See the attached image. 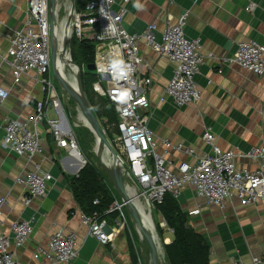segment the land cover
I'll return each mask as SVG.
<instances>
[{
    "label": "crops",
    "instance_id": "crops-1",
    "mask_svg": "<svg viewBox=\"0 0 264 264\" xmlns=\"http://www.w3.org/2000/svg\"><path fill=\"white\" fill-rule=\"evenodd\" d=\"M250 4H255L253 10H247ZM121 8L125 9L123 26L129 32L142 33L149 24L156 23L158 41H161L162 30L167 24L188 13L186 36L199 39L203 54L213 56L201 64L194 77L201 99L180 107L165 95L174 64L144 42L139 44L142 75L151 78L150 106L145 113L149 129L159 141L182 143L194 151L189 156L168 150L167 164L176 170L182 162L194 163L201 154L212 153V147L203 138L208 130L224 150L245 153L264 143V75L257 76L227 61L241 41L252 39L264 44V0H114L112 9L118 11ZM26 10L25 0H0V84L10 90L8 99L0 101V198L5 199L1 230L9 233L13 222L34 218L33 235L22 247L11 244L10 250L18 264H34L33 252L39 246H45L55 231L62 230L66 234H75L80 245L79 256L73 264H138L139 261L154 264L152 256L148 262L145 244L136 241L126 227L118 228L109 244H102L89 234V227L82 222L83 211L70 188V178L83 169V151L80 149L82 159L59 148L46 121L39 126L42 152L31 161L2 146L7 118H27L34 114L37 101L48 95L34 71L24 74L21 81L15 83L10 66L3 61L9 36L23 27ZM161 96L165 98L163 102ZM59 103L57 108L47 109L49 118L60 120L64 129L73 130L75 134L76 127L93 133L80 117L83 115L81 107H77L74 116L68 102L59 99ZM111 125L102 127L105 135L110 133ZM114 126L116 128V124ZM78 136L79 144L83 145L82 136ZM159 149L165 151L162 146ZM33 162L39 163L53 178L47 196L43 200L35 199L27 206L23 203V188L15 180L32 169ZM236 162L240 169L257 167L255 161L244 156L237 157ZM121 170L125 174L122 167ZM108 175L117 189L112 175ZM176 199L187 214L188 225L206 241L208 264L248 261L252 256L264 253V201L244 205L235 198L220 208L198 199L189 187ZM196 208H200V213L193 214ZM109 224L113 226L114 221ZM167 228L164 243L174 240L173 230ZM166 261L169 264L167 257Z\"/></svg>",
    "mask_w": 264,
    "mask_h": 264
},
{
    "label": "built area",
    "instance_id": "built-area-1",
    "mask_svg": "<svg viewBox=\"0 0 264 264\" xmlns=\"http://www.w3.org/2000/svg\"><path fill=\"white\" fill-rule=\"evenodd\" d=\"M25 2L27 10L23 27L9 36V47L3 61L10 66L15 83H19L24 74L34 71L48 95L44 100L37 101L34 114L27 118H7L2 146L31 161L42 152L39 126L46 121L56 145L82 158L75 132L64 129L60 120L47 116V109H55L60 104L51 81L52 49L56 47L52 22L56 28L58 8L55 3L53 13L50 0ZM113 2L87 0L81 11L72 7L70 37L76 36L79 41L85 40L94 47L93 63L98 79L92 88L115 106L119 165L128 178L140 187V196L146 204L155 207L163 202L167 193L177 198L187 187L192 188L197 198L204 203L220 208L235 198L244 205L264 201V143L253 146L245 153L235 149L224 150L217 144L216 136L208 130L203 138L212 147V153L201 154L194 163L182 162L176 170L167 164L168 150L189 156L194 151L182 143L159 141L149 129L145 113L150 106L148 89L151 78L142 75L143 58L139 53V44L144 42L174 64L173 76L166 85L165 95L180 107L201 99L194 77L201 64L213 56L203 54L199 39L186 36L188 13H183L176 22L167 24L162 30L161 41H158L156 23L149 24L142 33H131L123 26L125 9L114 11ZM254 7L255 4H250L247 10H253ZM227 61L263 76L264 44L252 39L241 41ZM9 95L10 90L0 84V101H6ZM164 100L161 96L160 101ZM161 146L164 152L160 151ZM239 156L255 161L257 167L240 169L236 162ZM85 164L86 160L83 159ZM52 178L39 163L33 162L32 169L15 180L23 188V203L29 206L35 199L43 200L48 194ZM4 202L5 199L0 198V264H18L10 246H24L34 233V218L17 220L11 224L9 233L3 232ZM98 202L95 200V203ZM122 202L115 201L107 210L108 213L116 214L113 226L107 219H101L98 213L89 216L82 214V222L89 227V234L102 244H109L117 229L126 227V217L120 208L127 206V203L124 200ZM192 213H200V208ZM164 225L165 221L162 222ZM79 251L80 245L75 234L57 230L45 246H39L33 252L32 257L34 264H73ZM227 264H264V253L254 255L248 261L232 260Z\"/></svg>",
    "mask_w": 264,
    "mask_h": 264
},
{
    "label": "trees",
    "instance_id": "trees-1",
    "mask_svg": "<svg viewBox=\"0 0 264 264\" xmlns=\"http://www.w3.org/2000/svg\"><path fill=\"white\" fill-rule=\"evenodd\" d=\"M86 3L87 0H75L78 11H81ZM79 43L80 54L85 66L81 83L86 98L104 128L107 125H115L118 120L115 106L107 98L92 91V85L98 78L93 72L85 71L87 66L94 62V47L85 40H81ZM73 62L77 64L75 61ZM70 188L85 215L98 213L101 219H107L109 223L114 221L116 214L107 212L115 201L114 193L103 172L93 162L88 160L83 169L70 178ZM95 200L99 202L95 203ZM155 209L162 214L167 226L174 233V240L163 245L168 263L208 264L209 248L206 241L202 235L188 225L187 214L181 209L178 200L171 193H167L163 202L157 204Z\"/></svg>",
    "mask_w": 264,
    "mask_h": 264
},
{
    "label": "rangeland",
    "instance_id": "rangeland-1",
    "mask_svg": "<svg viewBox=\"0 0 264 264\" xmlns=\"http://www.w3.org/2000/svg\"><path fill=\"white\" fill-rule=\"evenodd\" d=\"M74 4H75V0H74ZM56 6L58 8V20H57V26L60 28L61 25L63 24L64 20H67V18L69 17L70 14V7H72L71 4V0H56ZM75 8L77 9L76 5H74ZM55 29V28H54ZM69 42V43H68ZM68 44V51L71 54V58L73 61H75L80 68V79L82 78V73H83V67H85L84 61L82 59V56L80 54V43L79 40L76 36H71L69 38V40L67 41ZM62 56H64V54H61ZM69 71V68H68ZM87 72H93L95 74V71H89L87 68L86 70ZM82 80V79H81ZM51 81H52V85L55 88V92H56V96L63 102H68L70 105V108L73 109V114L74 116H76L77 112L76 109L79 106L77 101L69 94V92L62 86V84L58 81V79L55 77L54 74V70L53 68L51 69ZM82 86V85H81ZM83 88V87H82ZM92 91L94 93H96L93 88ZM103 97V96H101ZM105 98V97H103ZM87 99V98H86ZM88 102V100H87ZM89 103V102H88ZM80 108V107H79ZM101 126L103 125L102 122ZM103 127V126H102ZM110 133H107L106 136L109 140V142L111 143L115 153H119V146H118V135H117V131L114 125H111L110 127ZM76 132H77V142L79 145V149H81L83 151V155H84V160H89L91 162H93L95 164V166L103 172L106 181L108 182V184L110 185L114 196H115V201H118L119 203L123 204L122 202V196L119 194V192L117 191V189L114 188V185L112 183V180L110 178V176L106 173L105 168L102 166L99 156H98V151L100 150V152H103L106 149L105 146L103 145V143L101 144V146L99 147V141L97 140V136L94 135L92 132H90L89 130L85 129V130H81L79 127H76ZM82 136L83 139V145L79 144V136ZM104 154V152L102 153ZM122 171V170H121ZM123 179L125 184L132 186L135 191L138 194V198L140 200V202L142 203L143 206H147L146 208H148V210L151 212L152 214V218H153V222L157 231V235L158 238L160 240V242L164 243V232L168 229L166 225L162 226V222H163V218H161L160 213L158 212L157 209H155V207L151 204V206H148L145 202V200L143 199L142 196H140V187H138L136 185V183H134L132 180H130V178H128L127 174H123ZM114 201V202H115ZM113 202V203H114ZM123 213L125 214L126 217V228L127 231L133 236V238L136 241L141 242L142 244H145V249L147 252V257L149 259L148 262H151L150 258L152 256L151 254V249L148 243V240L146 238V234H142L140 233V227L138 226L134 216L132 215V212L127 208V206H122V208H120ZM141 234L143 235L141 237ZM142 240V241H141Z\"/></svg>",
    "mask_w": 264,
    "mask_h": 264
},
{
    "label": "bare ground",
    "instance_id": "bare-ground-1",
    "mask_svg": "<svg viewBox=\"0 0 264 264\" xmlns=\"http://www.w3.org/2000/svg\"><path fill=\"white\" fill-rule=\"evenodd\" d=\"M72 7H70V10ZM72 12V11H71ZM71 17L72 13L69 15L67 20H64L63 24L59 28L56 26L54 29V38L56 41V47H55V56H54V69L59 73L60 77L62 78V81H65L68 86H70L75 92L78 94H82L83 89L80 87L82 85L81 79H80V69L79 66L76 64H71L69 60V53L67 50H65L66 42L69 40L70 34H71ZM69 43V42H68ZM64 54V56L60 55ZM69 68V71H68ZM59 81V80H58ZM80 107V106H79ZM80 117L84 119V122L90 126L87 117L83 113ZM102 142H99V147L101 146ZM102 147V146H101ZM103 149V152L98 151V156L100 159V162L102 166L105 168V171L108 172V174L112 172L111 168L113 164L115 163L113 160V157L108 149ZM119 165V162H118ZM127 193L129 195L128 201H126V205L129 207L133 206L134 209L137 211L139 217H140V233L142 234H148L153 238V245L155 247L156 251V259L158 264H167L166 256L164 255V251L161 245V242L158 238L157 231L153 222L152 214L146 208L142 205L138 198V194L135 191V189L130 186L126 185ZM141 234V237L143 236ZM143 238V237H142Z\"/></svg>",
    "mask_w": 264,
    "mask_h": 264
},
{
    "label": "water",
    "instance_id": "water-1",
    "mask_svg": "<svg viewBox=\"0 0 264 264\" xmlns=\"http://www.w3.org/2000/svg\"><path fill=\"white\" fill-rule=\"evenodd\" d=\"M72 2V7H74V0H71ZM55 3L56 0H50V7L51 10L53 11V13L55 12ZM54 21L52 22V32L54 33ZM65 50L68 51V44L66 42L65 45ZM69 55V60L70 62L72 61L71 55ZM54 56H55V47H53L52 49V60H53V70H54V74L55 77L59 80V82L62 84V86L69 92V94L77 101V103L79 104V106L82 109V112L85 114V116L87 117V120L90 124V129L93 131V133L97 136V140L103 143V145L105 146L106 149L109 150V152L111 153L113 160H114V164L112 166V177L114 179L115 185L117 187V190L122 194L123 200L124 201H128L129 199V195L127 193L124 181H123V174L121 172V165H118V156L115 153L111 143L109 142L108 138L105 135L104 130L102 129V126L99 122V120L97 119L95 113L93 112L90 104L87 102L86 96L84 91L82 92V94H78L77 92H75L70 86H68L66 84L65 81H62V78L60 77L59 73L54 69ZM89 71H94L95 70V65L94 63H91L87 66ZM82 88V86H80ZM83 89V88H82ZM84 167V165H83ZM82 168V167H81ZM128 209L132 212V215L134 216L138 226L140 227V217L137 213V211L134 209L133 206L129 207V205L127 206ZM146 238L149 242L150 248H151V253H152V257H153V263L154 264H158L157 263V259H156V251H155V247L153 245V238H151L150 235L146 234Z\"/></svg>",
    "mask_w": 264,
    "mask_h": 264
},
{
    "label": "clouds",
    "instance_id": "clouds-1",
    "mask_svg": "<svg viewBox=\"0 0 264 264\" xmlns=\"http://www.w3.org/2000/svg\"><path fill=\"white\" fill-rule=\"evenodd\" d=\"M85 166V165H84Z\"/></svg>",
    "mask_w": 264,
    "mask_h": 264
}]
</instances>
